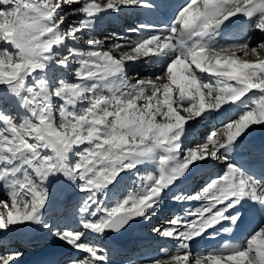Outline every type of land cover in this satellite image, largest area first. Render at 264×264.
I'll return each mask as SVG.
<instances>
[{"label": "snow or ice", "instance_id": "snow-or-ice-1", "mask_svg": "<svg viewBox=\"0 0 264 264\" xmlns=\"http://www.w3.org/2000/svg\"><path fill=\"white\" fill-rule=\"evenodd\" d=\"M125 8L171 16L164 28L93 35ZM241 22L244 34L233 33ZM138 61L160 74L133 82L129 62ZM214 116L225 117L220 127L193 143ZM258 128L264 0H0V264L24 255L7 240L42 229L81 254L69 264H111L88 237L128 233L170 195L202 204L151 229L175 251L146 264H264ZM207 167L220 170L185 194ZM64 192L83 194L77 228L48 223ZM221 233L220 246L193 251Z\"/></svg>", "mask_w": 264, "mask_h": 264}, {"label": "rangeland", "instance_id": "rangeland-1", "mask_svg": "<svg viewBox=\"0 0 264 264\" xmlns=\"http://www.w3.org/2000/svg\"><path fill=\"white\" fill-rule=\"evenodd\" d=\"M147 12H150V10H148V9H144V8H142V10H138L137 8H125V9H123L121 12H119V13H113V14H111V15H109V16H107L105 19H104V21H103V23L100 25V27L93 33V35H95L96 36V38H98V39H101V40H103L105 37H107V36H112L111 34H113V35H124V34H128V35H132V34H130V33H126V30L128 31V28H129V26H136L135 24H139V23H142V19L143 18H146V13ZM151 14H153V15H156V13L155 12H151ZM115 15H125V18L126 19H128L129 21H127L126 23H124V31H120V30H118V29H114V28H116V27H118V25L117 24H115L114 23V21L116 20V18H120L119 16L118 17H114V18H111V17H113V16H115ZM69 19L70 20H74L75 19V17H72L71 15H69ZM108 20H110V21H113L110 25H109V27H107V26H105L104 28H102V25H106V23L105 22H107ZM109 24V23H108ZM167 26V24H162V25H156V27H160V28H164V27H166ZM240 28H243V26H241ZM244 33H241V35H243ZM248 35H250V33H248ZM86 38V37H85ZM135 38V37H134ZM262 38L261 37H258L257 38V41L256 42H258L259 40H261ZM255 43V42H254ZM147 62V61H146ZM138 65V62H135V63H132V62H129V68H132L129 72H128V76H129V78L133 81V82H135V79L136 78H145V77H148V76H152L153 75V73L151 74L150 72H156V71H158V70H154V71H152V70H148L147 71V67L144 69V68H141L142 70H144L143 72H145L142 76H139L138 77V74H137V71H136V69L138 70V67H136ZM148 72V73H147ZM155 74H160V73H155ZM69 75H71V74H69ZM232 116H235L236 115V113H232L231 114ZM212 118H214V120L212 121V122H210V121H208V123L210 122V123H212V124H210V125H203L201 128H200V138L199 139H197L196 141H194V143H203L204 142V140L206 139V137H207V134H208V132H210V131H212V130H215V129H217V128H219L220 127V124H221V121H222V119L224 120L225 119V117H223V118H221V121L220 120H218V119H220L219 117H212ZM210 120H212V119H210ZM217 121H220L219 123L217 122ZM216 122V123H215ZM215 123V124H214ZM258 132V133H257ZM256 133V134H255ZM257 134H259L258 136H257ZM256 136L257 137H261V136H264V129H257L254 133H253V135H252V137H251V141L253 142V140H255V139H257L256 138ZM261 139V138H260ZM263 139V138H262ZM259 140V139H258ZM260 143V140L259 141H257L256 143H255V145H257V144H259ZM207 170H209L207 173H209V172H211L210 174H212V176L214 177V175L220 170L219 168H213V167H207ZM205 171H206V169H204L199 175H198V178H197V180H199V181H201V182H199L198 183V185H202L203 183H204V181H202L201 179L202 178H204L203 177V175H204V173H205ZM143 174V173H142ZM203 180H206V179H203ZM198 191L200 190V187H198V189H197ZM178 192L180 191V190H177ZM68 193L67 192H64V193H62V194H60V197H59V199L61 200V201H64V200H66L68 197H69V195H67ZM78 196V201L77 202H75L74 204H73V208H71V209H67V210H65L64 212H63V214H62V216H60V220H65V223H63L62 225L61 224H56V225H58L60 228H77L78 226H76V225H74V226H72L71 224H70V221H71V218H76V220L78 221V219H79V216H78V214H76L77 213V206H78V202L80 201V199H81V197L83 196V194H80V195H77ZM66 198V199H65ZM168 199H172L171 198V195L169 196V198ZM170 212H167V214H169ZM72 214V215H71ZM76 214V215H75ZM49 215H51L50 216V218L48 219V223H54V222H56L57 220H56V216L55 215H52V213L51 214H49ZM52 217H54V219L52 218ZM168 220H169V218L168 217H166V215H165V213L161 216V221L157 224V225H159V227L160 226H168V224H167V222H168ZM43 231H46V233L48 234V232H47V230L46 229H42ZM138 232V231H137ZM21 238H22V236H20ZM19 237V238H20ZM147 238H148V240L146 241V242H144V243H136L133 247H132V249L129 251L130 253H131V257H127L128 259H126V260H123V259H120V258H117V259H115V260H112V258H110V257H112V255L114 254V252H116V247H115V249H114V246H113V244L111 243V241H99V240H97L96 238H94V237H92V236H90V237H88V239H87V241L86 242H88V243H91V244H93V246H95V247H98V248H100V249H103V250H107L108 251V255H109V260H110V262H111V264H116V263H114V262H118V264H146V261H147V259L148 258H141V257H139L140 255H143L144 253H142V252H139V250L140 249H137L138 247H140L141 245H143L144 244V246L141 248V250L142 251H145V250H148V249H151V250H149V252H150V257L151 256H160V255H162V254H160L159 252H158V249H159V246H161V244H165V243H168L169 245H174V242L173 241H170V240H168V239H164L165 241L164 242H160V243H154V242H157L156 240H157V238H160L159 236H157V234L156 233H153L151 230H149V233L147 234ZM150 239V240H149ZM47 241L49 240V241H52L53 240V237L52 236H49L47 239H46ZM154 240V241H153ZM153 242V243H152ZM13 245V244H12ZM14 246H16V247H18V245H14ZM174 247V246H173ZM19 248H21V247H19ZM152 249H155V250H153L152 251ZM157 249V250H156ZM23 253H27V252H25V251H23L22 249H20ZM67 250H70L69 251V253L68 254H70V257H69V259H65V261L63 262V260L62 261H59L57 264H69V262H70V260L71 259H73L74 257H76V256H79V255H81L80 253H78V252H76L74 249H72V248H70L69 246H68V249ZM156 251V252H155ZM23 257H24V255L20 258V260H22L23 259ZM68 261V262H67Z\"/></svg>", "mask_w": 264, "mask_h": 264}, {"label": "bare ground", "instance_id": "bare-ground-1", "mask_svg": "<svg viewBox=\"0 0 264 264\" xmlns=\"http://www.w3.org/2000/svg\"><path fill=\"white\" fill-rule=\"evenodd\" d=\"M138 10H142V8H137ZM146 10V9H145ZM152 12V11H151ZM156 13V12H155ZM162 15V14H161ZM163 16V15H162ZM167 18V17H166ZM161 19H163V18H161ZM127 21H129L128 19H125V22H127ZM151 21V20H150ZM153 25H154V23H152ZM160 28V27H159ZM250 35L253 37V42H256L257 41V38L258 37H260L259 36V34L258 33H253V32H251L250 33ZM134 38V37H133ZM132 68H129L128 67V70H131ZM145 69V68H144ZM136 71H137V74H138V77L139 76H142L145 72H143L144 70H142L141 68H138V70L136 69ZM148 71V70H147ZM154 71V70H153ZM148 73V72H147ZM151 74L152 73H159V71H156V72H150ZM220 119H218V120H220L221 121V118H223V117H219ZM210 119H212V120H209L210 122H212L213 120H214V118H210ZM223 120V119H222ZM220 121H217L218 123L220 122ZM209 122V123H210ZM216 123V122H215ZM214 123V124H215ZM208 125H210V124H208ZM211 126V125H210ZM258 133V132H257ZM256 134V133H255ZM259 134H257V136H258ZM257 136H256V138H257ZM200 138V136H198L197 138H196V140L197 139H199ZM253 138V137H252ZM196 140H194V141H196ZM260 140V142L262 141V140H264V137H263V139L261 138V139H259ZM193 141V142H194ZM260 145H262L261 143L260 144H258L256 147L257 148H259V146ZM207 170V169H206ZM198 171H199V169L196 171V174L198 173ZM197 176V175H196ZM209 177H213L212 176V174H210L209 175ZM197 178V177H196ZM196 178L193 180V182H192V188L193 189H195L196 187H200V185L198 186V181H196ZM208 180V179H207ZM206 180V181H207ZM198 191V190H197ZM67 195H69V194H67ZM66 199V198H65ZM61 201V200H60ZM78 201V196H72L71 197V199H67V200H64V201H61L58 205H57V207H56V209H55V211L54 212H50V214L52 213V215H55L56 216V222H57V224H63V223H65V220H60V216H62V214H63V212L65 211V210H67V209H71V208H73V204L75 203V202H77ZM165 213V211L164 212H162L161 214H159V216L157 217V219H154L153 221H152V223H151V227L150 228H147V225H148V223H147V221H141V222H139L137 225H136V232H135V234L133 235V238H132V240L129 242V243H126V244H117V243H115V242H113V245L116 247V252H114V254L112 255V257H110V258H112V260H115L116 258H117V255H119V254H122V253H127L128 254V257H131V253L129 252L131 249H132V247L136 244V243H144V242H146V240H148L147 239V237H143L142 235L144 234V231H148L149 232V230H151L154 226H159V225H157L160 221H161V216L163 215ZM77 214V213H76ZM75 214V215H76ZM72 215V214H71ZM51 216V215H50ZM76 219V218H75ZM73 221V220H72ZM74 223V222H73ZM75 223H76V221H75ZM77 224V223H76ZM138 231V232H137ZM30 233H36L35 231H33V232H30ZM146 235V234H145ZM243 235V233H239V234H236V236H237V239H239L241 236ZM92 237H94V238H96L97 240H99V241H101L102 242V240H104V239H106V240H110L108 237H97V236H95V235H91ZM90 237V236H89ZM21 238V237H20ZM20 238H12L11 240H13V241H11V243L9 244V243H7V242H9V240H7L6 241V243L9 245V246H12V247H16V246H14L15 244L16 245H18V247H21V246H23V243L26 241V240H24V239H20ZM227 238H229V235L228 234H224V233H221L219 236H217V237H215L214 239L212 238V237H210V236H206L205 238H203V239H201L200 241H199V243H195L194 245H193V251L194 252H201V251H205V250H210V249H212V248H215V247H218V246H220V244L221 243H223V241L225 240V239H227ZM150 240V239H149ZM154 241V240H153ZM153 243V242H152ZM154 243H160V241H157V242H154ZM13 244V245H12ZM144 245V244H143ZM142 246V245H141ZM174 246V245H173ZM172 245H169L168 243H165V244H161V246H159V249H158V252L160 253V254H163V252H167V253H172V252H174L175 251V248L173 247ZM153 250H155V249H152V251ZM157 250V249H156ZM161 250H163V252L161 251ZM156 252V251H155ZM63 253H65V249H64V251H63ZM62 253V254H63ZM66 253H68V252H66ZM61 254V255H62ZM61 257V256H60ZM146 258H149V256L147 255L146 256ZM55 261V260H54ZM68 262V261H67ZM57 263H58V261H57ZM49 264H53V260L49 263ZM55 264V263H54Z\"/></svg>", "mask_w": 264, "mask_h": 264}, {"label": "water", "instance_id": "water-1", "mask_svg": "<svg viewBox=\"0 0 264 264\" xmlns=\"http://www.w3.org/2000/svg\"><path fill=\"white\" fill-rule=\"evenodd\" d=\"M136 226L130 230L128 233H124L123 235H118V234H111L110 237L119 243H126L127 241H130L131 238L133 237V234L135 233Z\"/></svg>", "mask_w": 264, "mask_h": 264}]
</instances>
